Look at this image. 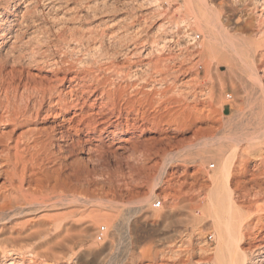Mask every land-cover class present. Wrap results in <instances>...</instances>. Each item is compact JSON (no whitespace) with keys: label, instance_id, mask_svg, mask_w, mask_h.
Here are the masks:
<instances>
[{"label":"rangeland","instance_id":"rangeland-1","mask_svg":"<svg viewBox=\"0 0 264 264\" xmlns=\"http://www.w3.org/2000/svg\"><path fill=\"white\" fill-rule=\"evenodd\" d=\"M0 16L2 75H66L75 104L0 123L12 131L0 191L24 199L0 227L36 232L16 243L24 264H212L196 248L217 245L202 208L214 180L242 210L246 264L264 263V0H0ZM100 106L106 133H75ZM60 162L70 177H54Z\"/></svg>","mask_w":264,"mask_h":264},{"label":"bare ground","instance_id":"bare-ground-1","mask_svg":"<svg viewBox=\"0 0 264 264\" xmlns=\"http://www.w3.org/2000/svg\"><path fill=\"white\" fill-rule=\"evenodd\" d=\"M85 41H86V39H85ZM96 47H98V46H96ZM97 50L98 49H96L95 51H97ZM3 53H5V52H3ZM91 55H92V51H91ZM102 58H100V59H102ZM94 62H95V60H94ZM80 63H82V62H80ZM83 63H84V61H83ZM96 63H97V61H96ZM79 65H81V64H79ZM67 69H69V67H67ZM67 69L65 68V70H67ZM8 74H9L8 79H6L2 75V66H0V90L2 91V94L4 97V99H3L4 103L2 105L0 104V112L2 110V113L4 114L3 115L0 113L1 114L0 115V123H3L5 121H7V122L11 121V122L15 123V122L20 121L22 119L26 120L27 117H32L33 114L35 115V117H38L39 115H41V113H45V112L50 113V111L52 109V103H54L55 106H58V108L60 109L59 113H61V114L69 106L75 107V104L73 103L74 101L68 100L74 94L72 92H70V93H72L73 95L72 94L68 95L69 92L67 94L66 93L64 94L62 92V90L60 89V86H62V83H64L67 80L66 75H62L60 77L57 74H53V75H51V77H48V76L44 77L43 76V77H40L39 81L32 82V81H30V79H32V78H30L28 75H27V77H24L23 70H17L15 68H12ZM49 75H50V73H49ZM78 76H79V74H78ZM71 82L69 81L70 84H71ZM70 87H71V85H70ZM70 87H68V88H70ZM118 89H119V87H118ZM1 91H0V93H1ZM116 92H118V91H116ZM79 94H80V91H79ZM104 94H106V92H104ZM85 97H86V95H85ZM98 97H99V95H98ZM101 97H102V94H101ZM96 98H97V95H96ZM75 99H76V97H75ZM104 99H106V98H104ZM127 102L130 103L131 100L129 99V100H127ZM80 105H81V103H80ZM88 109H89V107H88ZM81 111H83V110H81ZM75 114H76V112H75ZM78 114H79V112H78ZM111 114H113V113L111 112ZM61 116H63V115H61ZM78 116H79V118L77 119L76 125L73 124V126H72V124H70V123L65 124L64 122L58 124L59 127L61 128V130L58 133V138L63 139L66 136V134H68V129H70V128H68V126H72L75 133H77V134L81 130H86V131L90 130L93 133L97 134V137L99 138L101 136V132L104 129H106L107 126L112 124V121H110V116L109 115H108L109 117L107 116L106 111L101 106L98 110H95V111L90 110L89 112L86 111L85 113L81 112V114ZM64 119L66 120L65 116H64ZM60 120H62V118H60ZM62 121H64V120H62ZM100 126H104L103 128H101L102 130L101 129L98 130ZM31 131H33V130H31ZM53 132H54V128H52L51 130H47L46 128H44L40 131L38 137L35 138L34 141L37 144H40L41 148H43L44 150L47 151V145L52 144L51 142L55 136ZM105 133H106V131H105ZM11 134H12V131L0 133V163L3 159L5 160V158L9 154L10 142L12 140ZM107 134H108V132H107ZM70 138H71V135H70ZM104 140L105 139H103V141ZM112 142L113 141L111 140L109 142V144H112ZM88 144H89V142H88ZM17 147H18V142L16 141L13 148L17 149ZM119 147H122V144H120ZM58 148L60 151L61 147L58 146ZM55 149H56V147H55ZM67 167H68V165L62 164V162H60L59 166L55 167L52 170V174L57 179H59V178L61 179L63 177H65V178L70 177L69 176L70 173H69V170ZM5 173H7V171L4 168H1V164H0V176H2V175L4 176ZM64 181H65V179H64ZM213 182H214V189L208 193V196H206V198H208V201H207L208 203H207V205L205 204L202 208H203L204 215L210 216L211 214H213L212 218L214 220L213 219L212 220H213L214 229L217 233L216 234L217 245L215 247H211V246H208L209 244L206 245V244L202 243V241L200 240L198 243L199 246L196 248V251L200 256L209 255L210 257H212V259H213L212 264H246V261H247L246 254H245V252L240 251V248L238 247V244L240 243V241L243 238V231H242L243 214H242V210L239 209L238 207H236V201L234 199L235 196H234V193L232 191H229L225 197L223 195V192L219 188L218 180H214ZM20 185H22V184H20ZM18 189H20V187ZM13 192H14V189H12L11 191H9L7 193L4 191H0V221L6 220L7 222H10L9 220H11V217H10L11 213L18 214V213L23 212V208H22L21 203L19 201L24 200V199L23 198L19 199L18 196L13 195ZM219 208L221 209V213L217 212V209H219ZM4 228H5L4 225L2 227H0V264H24V262L21 258L23 253L20 249L15 248L16 243L20 239L33 238L34 233H36V232H28L27 233L26 230H22L21 228L17 229V228H14L13 226H9V230L7 232H5ZM6 233L9 234L7 237L4 236V234H6ZM14 234H15V236H14ZM23 234H25V236L22 238ZM260 250H261L260 256L262 257V263H263L264 262V244L260 247ZM248 253H249V251H248ZM28 256H30V255H28ZM238 256H240V258H238ZM28 258H30V257H28ZM25 263H27V262L25 261ZM188 264H191V263H188ZM197 264H210V263H208L206 261H201V262H198Z\"/></svg>","mask_w":264,"mask_h":264},{"label":"built area","instance_id":"built-area-1","mask_svg":"<svg viewBox=\"0 0 264 264\" xmlns=\"http://www.w3.org/2000/svg\"><path fill=\"white\" fill-rule=\"evenodd\" d=\"M192 41H195V39L193 38ZM228 99L231 98L230 94L227 96ZM212 167V166H211ZM152 206L153 207H156V208H159L162 206V200L160 199H156L155 201H153L152 203ZM106 229H105V226H100L98 229H97V232H96V239L97 240H101L103 238V235L105 233Z\"/></svg>","mask_w":264,"mask_h":264},{"label":"crops","instance_id":"crops-1","mask_svg":"<svg viewBox=\"0 0 264 264\" xmlns=\"http://www.w3.org/2000/svg\"><path fill=\"white\" fill-rule=\"evenodd\" d=\"M230 108H231L230 105L224 104V105L222 106V113H224L225 111L229 110Z\"/></svg>","mask_w":264,"mask_h":264}]
</instances>
